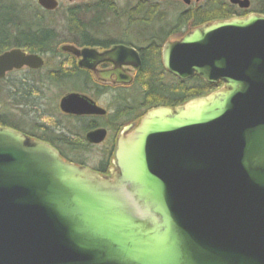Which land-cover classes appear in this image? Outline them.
I'll use <instances>...</instances> for the list:
<instances>
[{"label": "water", "instance_id": "1", "mask_svg": "<svg viewBox=\"0 0 264 264\" xmlns=\"http://www.w3.org/2000/svg\"><path fill=\"white\" fill-rule=\"evenodd\" d=\"M226 1L250 7L249 0ZM36 4L59 7L58 0ZM63 50L82 55L88 69V57L140 64L125 46ZM162 63L182 80L221 86L150 109L125 127L107 176L0 126V264H264V15L215 21L167 41ZM43 65L38 55L5 51L0 80ZM59 106L104 113L77 93ZM103 137L96 130L86 138Z\"/></svg>", "mask_w": 264, "mask_h": 264}, {"label": "flooded vegetation", "instance_id": "2", "mask_svg": "<svg viewBox=\"0 0 264 264\" xmlns=\"http://www.w3.org/2000/svg\"><path fill=\"white\" fill-rule=\"evenodd\" d=\"M77 1L80 3L86 2V0ZM107 1L112 6L114 5L115 0ZM165 1H176L186 7H192V0L188 6L181 0H160V2ZM197 3L194 0V5ZM157 9L160 10L159 7ZM172 37L164 40L156 48L150 47L152 42L148 39L138 47L120 42L106 48L63 43L47 51L48 53L45 55L16 48L23 50L26 54L40 56L44 61V65L40 69L24 67L7 74L19 75L18 78L14 77L9 81L8 95L11 104L16 109H27L26 115L32 116L31 121H27L25 118L17 121L11 117L9 119V126L11 127L8 128L16 130L34 141L48 144L57 151L64 162L76 166H86L83 161L76 159L77 157H83L85 153L87 155L94 150H99L104 155V160L98 164V167L90 170L101 176L109 175L113 164L116 141L119 133L125 127L138 125L150 109L156 107L173 108L185 103L183 98L190 91V81L193 77L182 80L167 72L162 63L163 45L167 41H175L181 38ZM66 45L74 46L79 52L84 49H93L97 53H103L116 46L129 47L135 50L140 64L137 67L133 64L117 65L113 61H99L97 58L88 57L87 62L94 65L93 69H88L79 64L83 60L82 55L76 56L63 50ZM47 56L56 57L58 66L43 75L42 70L45 67V57ZM56 73L61 74L52 83L50 78ZM125 79H127L126 82H124ZM147 79H151L155 84L156 91L161 92V100L171 101L151 102L148 100L145 85ZM52 87L61 88L62 90L73 89L60 97L55 111L60 118L69 121V125L57 120L58 118L55 117L53 112H48L45 93ZM70 93L88 97L97 107L104 110V113L69 114L63 112L59 106L60 100ZM175 95H180V97L175 99ZM153 103H160V105L150 106ZM96 130H103L104 137L98 143H91L86 138L87 134Z\"/></svg>", "mask_w": 264, "mask_h": 264}, {"label": "trees", "instance_id": "3", "mask_svg": "<svg viewBox=\"0 0 264 264\" xmlns=\"http://www.w3.org/2000/svg\"><path fill=\"white\" fill-rule=\"evenodd\" d=\"M206 1L204 6L188 8L186 11L179 12L172 19L173 22L170 24L172 27L169 30H166L169 27V23H165V13L157 11L155 3L140 1L127 12L126 28L123 31L124 33L121 34V38H108L103 34L100 35L98 27L104 18L109 17L110 14H117L116 7L109 4L107 0H98L94 4L84 3L68 7L64 14L66 23L65 37L58 35L50 24L49 16L54 11L42 10L31 0H0V54L11 49L21 48L31 53L45 55L48 53L47 51L62 43L102 48L119 42L129 44L122 38H128V35L130 38L132 37L131 35H134L129 30L133 26L136 28L139 26V29H133L134 33L136 32L135 30H141L142 35L147 36L144 39L145 42L148 39L152 42L150 47L156 48V46L174 36L182 28H186L187 32L189 29L193 30L204 24L227 20L235 16L244 17L250 13L264 15V0H253L249 9L245 10L231 5L226 0ZM154 23H157V25H153ZM143 32H145V35ZM60 74L56 73L50 78L52 83L59 78ZM190 83V91L183 98L184 102L205 96L221 85L220 83L208 84L197 76H194ZM145 85L147 98L151 102L171 101L160 99L162 94L156 91L155 84L151 79H147ZM175 96V99L180 97V95ZM153 105L156 107L160 103H153L150 106ZM9 124L8 117L1 115L0 126L11 127Z\"/></svg>", "mask_w": 264, "mask_h": 264}, {"label": "rangeland", "instance_id": "4", "mask_svg": "<svg viewBox=\"0 0 264 264\" xmlns=\"http://www.w3.org/2000/svg\"><path fill=\"white\" fill-rule=\"evenodd\" d=\"M31 1L36 4V0H31ZM97 1L98 0H86V2L80 3L78 1L58 0L59 8L56 11H54L53 14L49 16L51 26L55 29L58 35H62L63 37H65L66 36V23L64 20V14L67 8L73 5H81L84 3L94 4ZM140 1H144L146 3H155L156 8L159 7L160 9V10L157 9V11L165 13V17H164L166 19L165 23H169V27H167L166 30H169L172 27V25H170L173 22L172 19L175 18L179 14V12L186 11L189 8L176 1L160 2V0H115L113 6L116 7L117 14L115 15L110 14L109 17H106L102 20L100 26H98L100 30V35L103 34L107 36L108 38L109 37L110 38H118V37L121 38L120 36L122 33H124L123 31L126 28L127 12L131 10ZM249 1H250V6H251L253 3V0H249ZM206 2H207L206 0H201L197 4L194 5V0H192V7L190 8H197V7L204 6ZM153 25H157V23H154ZM133 29H139V26L138 28L133 26L132 28L129 29L130 32L134 34V35H131L132 37L129 38V35H128V38H122V39L127 41L131 45L140 46L145 42L144 39L147 38V36H143L141 30L139 31L135 30L136 32L134 33ZM185 32H186V28H182L177 33H175V35L172 38L182 37L184 34L187 33ZM143 34L145 35V32H143ZM57 66L58 65H57L56 57H52V56L45 57V67L42 70L43 75L46 74L47 71L56 69ZM14 77L18 78L19 75L18 74L7 75V77L4 78L2 82H0V116L5 115L8 117V119H11L12 117L14 120L16 119L17 121L20 119H24V118L27 121H31L32 116L28 114L26 115V113L28 112L27 109L25 108L16 109L10 102V97L8 95V85H9V81ZM72 90L73 89L71 88L62 90L61 88L52 87L48 89L45 93V101H47L48 103V112L49 113L53 112L55 114V117L58 118L57 120L64 122V124H68V125H69V121H66V119L64 118H60L55 111H56V106H57V103L60 97ZM83 155H84L83 157H77L76 159L83 161V163L86 165L85 167L89 169H95L96 167H98V164H100V162L104 160V157H103L104 155L100 153L99 150H94L88 153L87 155L86 153ZM111 168H113V164Z\"/></svg>", "mask_w": 264, "mask_h": 264}]
</instances>
